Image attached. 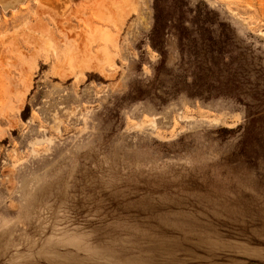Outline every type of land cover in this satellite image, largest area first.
Segmentation results:
<instances>
[{"label": "rangeland", "instance_id": "1", "mask_svg": "<svg viewBox=\"0 0 264 264\" xmlns=\"http://www.w3.org/2000/svg\"><path fill=\"white\" fill-rule=\"evenodd\" d=\"M0 264H264V0H0Z\"/></svg>", "mask_w": 264, "mask_h": 264}]
</instances>
